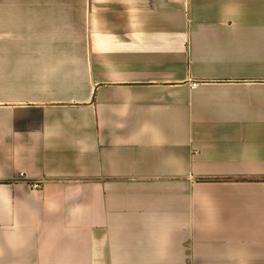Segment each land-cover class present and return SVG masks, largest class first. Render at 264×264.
I'll return each instance as SVG.
<instances>
[{
	"label": "crops",
	"instance_id": "1",
	"mask_svg": "<svg viewBox=\"0 0 264 264\" xmlns=\"http://www.w3.org/2000/svg\"><path fill=\"white\" fill-rule=\"evenodd\" d=\"M0 264H264V0H0Z\"/></svg>",
	"mask_w": 264,
	"mask_h": 264
},
{
	"label": "built area",
	"instance_id": "2",
	"mask_svg": "<svg viewBox=\"0 0 264 264\" xmlns=\"http://www.w3.org/2000/svg\"><path fill=\"white\" fill-rule=\"evenodd\" d=\"M191 85H192V86H195V85H196V83H194V82H193V83H191Z\"/></svg>",
	"mask_w": 264,
	"mask_h": 264
}]
</instances>
